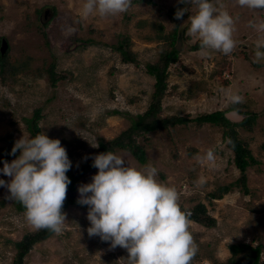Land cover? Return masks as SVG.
I'll use <instances>...</instances> for the list:
<instances>
[{
  "label": "rangeland",
  "instance_id": "1",
  "mask_svg": "<svg viewBox=\"0 0 264 264\" xmlns=\"http://www.w3.org/2000/svg\"><path fill=\"white\" fill-rule=\"evenodd\" d=\"M85 0H0V51L3 41L8 80L0 74V151L17 140L33 136L27 120L36 112L41 117L40 133L59 139L66 148L72 167L93 163L100 140L111 142L129 129L151 103L155 79L146 64L158 62L178 31L179 60L168 69V90L162 101L163 118L178 117L186 122L136 138L144 146L147 163L139 164L127 151H116L131 166L158 169L157 179L174 186L182 210L190 212L205 206L216 220L214 228L190 221V231L199 251L191 264H227L231 245L261 246L264 264V62L253 63L256 42L264 33L250 22H264V9L240 7L236 0H219L236 19V48L230 55L196 50L200 43L189 36L195 5L178 0H132L127 12L101 18H84ZM187 6L186 18L176 22L170 16L175 8ZM130 38L131 50L139 65L125 64L116 51L121 40ZM13 71H15L13 73ZM13 77H11V76ZM57 80L53 85V80ZM239 94L244 103L232 104L229 96ZM239 106L240 112L232 107ZM219 111L237 113L238 139L247 146L258 165L247 170L249 194L235 185L241 176L228 147L226 129L195 120ZM256 115L252 127L241 126ZM214 150L215 164L200 163L196 157ZM21 154L9 160L11 163ZM87 157V159H85ZM4 163L0 165V169ZM98 173L93 167L77 184L92 182ZM203 184H198L200 178ZM0 179L11 181L0 171ZM230 186L220 200L212 199L221 187ZM8 189L0 187V264H13L14 244L37 230L29 225L25 211L14 200L5 199ZM90 195V194H89ZM61 234L37 244L24 264H129L126 249H112L99 236L89 237L88 206L69 207ZM234 264H253L250 251L240 253Z\"/></svg>",
  "mask_w": 264,
  "mask_h": 264
},
{
  "label": "clouds",
  "instance_id": "2",
  "mask_svg": "<svg viewBox=\"0 0 264 264\" xmlns=\"http://www.w3.org/2000/svg\"><path fill=\"white\" fill-rule=\"evenodd\" d=\"M178 3L196 6V13L189 17L188 34L199 38L202 51L224 55L234 51L238 18L222 10V5L217 7L219 0H178ZM236 3L252 10L264 9V0H236ZM131 6L132 0H85L82 15L116 16ZM187 12L188 7L177 8L175 18L181 20ZM249 26L264 33V22H250ZM255 47L253 63L264 62V38L258 39ZM229 100L234 105L245 102L239 94L230 95ZM18 150L19 157L11 163L5 161L0 169L11 177L10 182L0 179V187L8 189L5 199L24 207L29 225L59 235L66 224L62 209L71 184L66 173L72 162L66 148L59 139H50L41 132L30 139L17 140L11 155L15 156ZM92 159L98 173L91 183L78 187L77 200L78 204L88 206L89 237L99 236L112 249H126L129 264H191L199 247L190 231V213L182 210L176 188L157 179L155 166L133 167L112 151ZM196 159L214 165V150L209 149ZM204 182L203 177L197 181Z\"/></svg>",
  "mask_w": 264,
  "mask_h": 264
},
{
  "label": "trees",
  "instance_id": "3",
  "mask_svg": "<svg viewBox=\"0 0 264 264\" xmlns=\"http://www.w3.org/2000/svg\"><path fill=\"white\" fill-rule=\"evenodd\" d=\"M187 6H181L178 8H184ZM177 8L170 12V16L173 20H175V13ZM186 14L183 19L186 18ZM182 20V19H181ZM180 20L176 19L178 24ZM178 31L174 30L168 37L169 44H167V48L162 52L159 60L155 64H146V72L149 76L155 79L154 84V92L152 94L151 103L148 107V110L138 116V119L134 121L129 129L122 132L117 138L113 139L111 142H103L100 140L99 148L97 151V155L100 153H105L108 151L116 152V151H127L132 157L141 165H145L147 163V154L144 146L137 143L136 138L140 135H147L152 132H156L159 130H165L169 127H174L178 124H183L186 121L184 119H180L178 117H169L163 118L162 114V101L166 97L168 90V69L171 64L177 63L179 60V51H177L175 45L177 42ZM194 51H198L201 49L200 43H197L194 48ZM116 51L120 54L121 60L125 64H133L139 65L136 54L131 50V40L130 38H125L121 40ZM6 59L7 54L2 55L0 51V74L3 79V83H12L14 80H8L7 70H6ZM15 71H13L14 73ZM11 76V75H9ZM13 77V76H11ZM57 80H53V85ZM233 110L240 112L239 106L232 107ZM227 111H219L211 114H205L203 116L198 117L195 121L201 124H209L216 127H221L226 129L225 137L228 139V147L234 152V163L237 169L240 171V178L236 187L239 188L241 192L245 195L249 194L248 188V178H247V170L251 167L258 165V161L254 158L251 151L247 148L245 144H243L237 136L236 130L234 129L235 125L232 124L228 118L226 117ZM257 116L247 117L243 122H241V126L252 127L254 122L256 121ZM41 117L39 116V112H36L34 118L27 120V129L30 134L34 137L36 134L40 133L39 129V121ZM8 142H10L9 147L3 148L0 151V165L5 161H9L15 156L11 155V150L13 148L12 137L9 136L7 138ZM93 163L89 165H85L79 169L71 167V169L66 173V175L70 178L71 184L68 186L67 197L62 209V212L65 211L69 207H83L84 205H80L77 203L78 195L76 194L77 184L81 181L83 177H85L90 170H92ZM230 186H224L219 189L217 193L211 195L212 199L220 200L224 193H229ZM15 206L18 211L24 212V207L19 203L15 202ZM189 219L195 223H198L206 228H214L216 226V220L212 218L204 205L199 204L190 212ZM55 233L47 230L40 229L30 232L23 236V238L14 244L16 249V254L13 260V264H24L25 258L29 255V253L34 249L37 244L45 242L53 237ZM230 251L232 253V258L227 264H234L236 258L240 253L245 251H250L251 258L253 259V264L260 263V255H261V246H257L253 248L249 245H231Z\"/></svg>",
  "mask_w": 264,
  "mask_h": 264
},
{
  "label": "water",
  "instance_id": "4",
  "mask_svg": "<svg viewBox=\"0 0 264 264\" xmlns=\"http://www.w3.org/2000/svg\"><path fill=\"white\" fill-rule=\"evenodd\" d=\"M177 45L178 46H176V49H177V51H179L181 42L179 41ZM6 48H7V44H6L5 41H3L2 47H1V53H2V55L5 54ZM226 117L228 118V120H239L240 119V117H239V115H237V113H229V114H226Z\"/></svg>",
  "mask_w": 264,
  "mask_h": 264
}]
</instances>
